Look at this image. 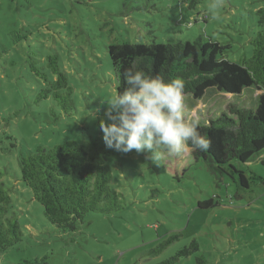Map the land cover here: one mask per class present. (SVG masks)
Returning a JSON list of instances; mask_svg holds the SVG:
<instances>
[{
    "label": "rangeland",
    "instance_id": "obj_1",
    "mask_svg": "<svg viewBox=\"0 0 264 264\" xmlns=\"http://www.w3.org/2000/svg\"><path fill=\"white\" fill-rule=\"evenodd\" d=\"M262 6L264 0H201L194 8L178 0H0V168L24 231L21 241L0 252V264L43 256L50 264H160L193 239L200 251L174 264H196L198 254L208 264H264V186L259 181L251 179V191L236 198L233 179L216 177L203 161L178 182L151 153L114 150L108 162L125 208L91 212L77 230L61 232L46 219L19 170L21 154L39 144L87 143L90 135L103 142L100 121L106 119L107 105L102 101L116 94L108 44L186 41L211 34L230 47L226 57L237 62L251 52L255 11ZM204 13H209L206 22H194ZM54 51L75 87L78 110V116L57 121L50 109L58 112L56 106L34 102L42 82L26 63L30 53L44 60ZM261 93L184 95V111L189 119L208 124L230 104L252 106ZM188 152L162 165L176 166ZM250 167L264 176L260 159L241 166L248 176ZM156 188L162 192L150 198ZM209 197L220 205L200 208L199 201ZM180 232L162 252H151Z\"/></svg>",
    "mask_w": 264,
    "mask_h": 264
},
{
    "label": "trees",
    "instance_id": "obj_2",
    "mask_svg": "<svg viewBox=\"0 0 264 264\" xmlns=\"http://www.w3.org/2000/svg\"><path fill=\"white\" fill-rule=\"evenodd\" d=\"M200 1L178 0V3H187L189 8H194ZM255 16L257 31L250 38L251 52L249 55L243 53L237 62L226 57L230 47L223 46L211 34H201L186 41L152 39L148 43L124 41L107 45L116 93L128 87L125 73L129 69L142 70L151 76L161 75L166 80L182 79L184 95L194 99L203 98L210 90L229 96L252 89L262 91L252 106L230 104L208 124H200L198 131L211 141L207 151L189 148L187 156L178 165H161L165 174L178 182L194 165L203 161L216 177L223 178L222 175L227 174L233 179L238 187L236 198L251 191V179L264 186V176L251 167V176H248L241 168L257 159L264 163V6L255 11ZM208 18L209 13H204L194 22H206ZM26 63L42 82L34 102L46 101L56 106L58 112L50 107L55 121L63 116H78L75 87L62 66L60 54L54 51L42 60L30 53ZM113 151L93 135L87 143L70 139L52 146L39 144L35 151L21 154L20 179L43 206L46 219L61 232H72L91 212L112 214L125 208L124 194L113 187L114 174L108 162ZM4 176L0 168V252L13 247L24 236L20 215ZM161 192L159 188L153 189L149 197L156 198ZM198 205L207 209L220 203L209 197L200 200ZM179 236L181 232L161 241L151 252H162ZM199 251L200 243L193 239L160 264H174L181 257ZM47 259V256L36 257L18 264H50ZM195 260L196 264H208L204 254H198Z\"/></svg>",
    "mask_w": 264,
    "mask_h": 264
},
{
    "label": "clouds",
    "instance_id": "obj_3",
    "mask_svg": "<svg viewBox=\"0 0 264 264\" xmlns=\"http://www.w3.org/2000/svg\"><path fill=\"white\" fill-rule=\"evenodd\" d=\"M128 85L107 101L106 119L100 121L103 142L109 149L128 153L149 152L163 164L188 148L207 151L211 141L198 129L200 122L184 111L185 82L151 76L142 70L125 73Z\"/></svg>",
    "mask_w": 264,
    "mask_h": 264
}]
</instances>
